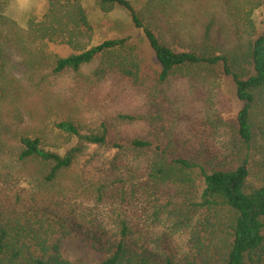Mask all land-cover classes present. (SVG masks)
<instances>
[{
  "label": "trees",
  "instance_id": "16d2710c",
  "mask_svg": "<svg viewBox=\"0 0 264 264\" xmlns=\"http://www.w3.org/2000/svg\"><path fill=\"white\" fill-rule=\"evenodd\" d=\"M94 1L130 13L158 72H146L132 37L96 43L84 0H48L26 28L0 3V264H264V182L252 181L264 180L252 172L264 113V30L254 14L264 0H190L201 15L182 37L154 24V0L140 9ZM12 51L24 56V81ZM217 66L242 107L226 123L203 104L212 125L193 142L179 116L195 105L184 107L191 98L181 94L210 106ZM102 90L112 105H93ZM118 126L132 131L122 138ZM219 135L220 145L210 139ZM71 236L86 257L63 252Z\"/></svg>",
  "mask_w": 264,
  "mask_h": 264
},
{
  "label": "rangeland",
  "instance_id": "374dc122",
  "mask_svg": "<svg viewBox=\"0 0 264 264\" xmlns=\"http://www.w3.org/2000/svg\"><path fill=\"white\" fill-rule=\"evenodd\" d=\"M136 8L140 9L148 2V0H131ZM154 9L152 11L154 17V24H157L162 30H166L172 33H176L179 36L183 35L184 25L191 29H195L198 21L200 19L201 13L193 5L190 0H154ZM0 3L5 5V14L9 16L12 20H15L21 27H28L29 22L32 19L41 18L48 9L49 2L48 0H0ZM84 5L88 11L89 18L94 25L95 28V42L100 43L105 39L116 38L129 36L132 37L134 41H136L140 45V53L143 58V67L146 72L156 73L160 70V63L158 62L156 55L149 45L143 31L135 27L132 17L130 13L122 8H117L112 12L105 13L101 11L99 6L96 4L94 0H84ZM254 18L258 27V31L264 30V6L257 10L254 14ZM182 37V36H181ZM186 39H192V35H186ZM53 49L61 54L62 56L69 55L72 53L66 46H54ZM9 61L11 63L12 73L18 78L20 81L25 80L26 76V66L24 63V56L18 51H12L9 56ZM212 67H204L202 69V73L207 76ZM212 71V70H211ZM214 77L216 80L214 84L216 88L213 87V84L210 83L206 88L208 97L214 95L216 93V100L210 101V106L201 102L200 95L194 96L188 92L182 93L181 96H186L191 98L189 101L185 103L184 107H188L189 103H193L195 105L194 109L188 110L186 114H181L180 120L183 122L182 127L184 130L185 136H188L192 139L193 142L198 141L199 134L203 131L207 133L210 130V126L212 125L204 124V109L203 104L205 106L210 107V111L217 112L218 119H221L224 122H228L233 120L242 107V103L239 101L236 93V84L232 77L225 76L223 74V69L221 66H217L214 68ZM177 96L182 98L180 94L175 89ZM211 97V98H216ZM195 98L199 99L196 100ZM218 98L220 100L218 101ZM114 95H106V92L102 90L100 93V97L93 102V105L96 107H101L105 105H112L114 103ZM118 102V101H117ZM201 105H199V103ZM204 109H203V108ZM177 111H181L180 107H172ZM207 113V112H206ZM95 117H89L88 123H95L98 125L99 122H96V114H93ZM222 115V116H221ZM91 116V115H89ZM175 118L178 115L174 114ZM264 113L261 112L256 118V131H257V141H258V155L253 163L254 175H259V173L264 172ZM263 122V123H262ZM116 124V123H115ZM123 126V125H121ZM118 126L121 130H119V135L127 134L128 131H132L129 126L128 128H124ZM208 126V127H207ZM212 129V128H211ZM211 140L215 141L218 145H220V141L223 139L221 135L210 137ZM253 182H264L263 178H253ZM178 240H184V236L182 232L176 234ZM63 252L70 256L74 260L82 259L88 255V250L84 247V245L80 244L79 240L74 236L67 238L63 244ZM91 258H94L95 255H90Z\"/></svg>",
  "mask_w": 264,
  "mask_h": 264
}]
</instances>
